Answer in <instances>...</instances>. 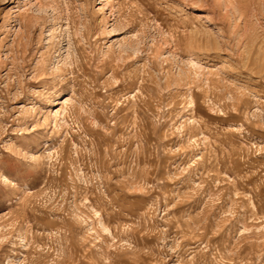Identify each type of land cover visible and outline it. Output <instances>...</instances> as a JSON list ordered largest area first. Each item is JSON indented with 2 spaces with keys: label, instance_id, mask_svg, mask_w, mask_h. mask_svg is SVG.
I'll use <instances>...</instances> for the list:
<instances>
[{
  "label": "rangeland",
  "instance_id": "obj_1",
  "mask_svg": "<svg viewBox=\"0 0 264 264\" xmlns=\"http://www.w3.org/2000/svg\"><path fill=\"white\" fill-rule=\"evenodd\" d=\"M0 264H264V0H0Z\"/></svg>",
  "mask_w": 264,
  "mask_h": 264
},
{
  "label": "bare ground",
  "instance_id": "obj_2",
  "mask_svg": "<svg viewBox=\"0 0 264 264\" xmlns=\"http://www.w3.org/2000/svg\"><path fill=\"white\" fill-rule=\"evenodd\" d=\"M57 114H59V113H57Z\"/></svg>",
  "mask_w": 264,
  "mask_h": 264
}]
</instances>
